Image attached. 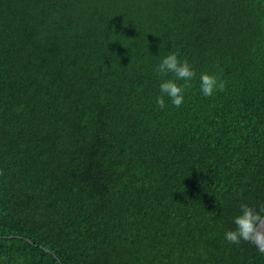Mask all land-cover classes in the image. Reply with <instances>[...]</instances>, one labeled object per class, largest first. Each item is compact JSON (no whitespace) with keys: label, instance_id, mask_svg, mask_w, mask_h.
Instances as JSON below:
<instances>
[{"label":"trees","instance_id":"trees-1","mask_svg":"<svg viewBox=\"0 0 264 264\" xmlns=\"http://www.w3.org/2000/svg\"><path fill=\"white\" fill-rule=\"evenodd\" d=\"M169 52L197 75L161 109ZM242 204L264 205V0H0V264H264L225 240Z\"/></svg>","mask_w":264,"mask_h":264},{"label":"clouds","instance_id":"clouds-1","mask_svg":"<svg viewBox=\"0 0 264 264\" xmlns=\"http://www.w3.org/2000/svg\"><path fill=\"white\" fill-rule=\"evenodd\" d=\"M163 44L160 45L162 47ZM158 77L162 78L160 95L156 98L159 108H165V97L177 108L184 103V94L192 87V80L196 72L188 60H181L178 53L169 52L154 69ZM172 74L175 79H163ZM200 91L205 97H211L216 92H223L227 88V81L220 79L215 74L202 73ZM183 81V83H177ZM234 230L225 233V240L230 244L239 245L241 241L255 245L259 252L264 254V205L257 211L248 204L240 206V214L234 217Z\"/></svg>","mask_w":264,"mask_h":264},{"label":"water","instance_id":"water-1","mask_svg":"<svg viewBox=\"0 0 264 264\" xmlns=\"http://www.w3.org/2000/svg\"><path fill=\"white\" fill-rule=\"evenodd\" d=\"M261 230L264 231V228H262Z\"/></svg>","mask_w":264,"mask_h":264}]
</instances>
